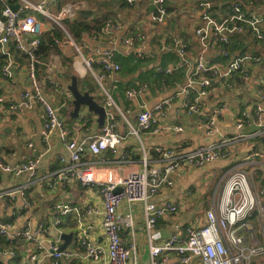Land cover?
Instances as JSON below:
<instances>
[{
    "label": "crops",
    "instance_id": "1",
    "mask_svg": "<svg viewBox=\"0 0 264 264\" xmlns=\"http://www.w3.org/2000/svg\"><path fill=\"white\" fill-rule=\"evenodd\" d=\"M32 1L40 3L48 0ZM119 1L80 0L77 5L74 0H55L51 4H46L48 11L54 14L66 3H73L76 7L73 20L81 19L93 23L103 18L107 19L104 23L115 25L110 36H99L98 31L91 38L84 36L77 41L78 44L84 45L82 55L85 59H95L92 49L114 50L113 60L119 64L120 70L104 74L101 85L86 69L72 46L67 44L64 36L57 39L56 43V39L54 40L47 54L37 56V62L34 64L36 81L42 86L43 94L50 104L57 108L59 121L67 129L64 136L55 132L48 142L43 140L44 110L36 101H29L27 108L17 111L8 109L7 102L18 105L22 93L31 89L27 76L28 60L22 53L10 50L11 45L9 46L12 59L11 75L0 77V95L5 100L0 106V159L10 165L26 162L31 158H36L38 163L33 183L26 188L24 195L17 196L14 201H0V222L11 219L10 222H4L9 225L8 236L22 231L26 224L32 228L44 225L46 233L40 242L42 245L40 250L37 249L36 243L8 238L11 243L0 251L2 252L0 264H31L29 258L34 253L43 264H106L105 257L103 261L97 263L88 259L80 245L82 230L93 245L100 247L106 245V236L102 228V200L98 187H84L79 182L59 176L61 169L70 163L66 150L69 140L90 141L102 130L98 128L97 116L93 113L83 118L79 116L78 119L70 117L73 106L72 96L67 97L70 94L67 87L72 76L77 79L79 91L88 92L101 106L105 107L107 95L110 97L115 106L110 107L109 111L114 114L116 129L122 136V142L115 153L106 150L99 156L88 154L83 160L87 163L94 162L95 167L106 170L114 168L123 176L140 171L144 155L154 166L159 160V156L154 152L156 148L187 151L235 137L240 133L236 129V120L242 113L250 116V122L246 127H253V130L255 125L259 126L258 120L253 118V111L264 97V41L257 40L250 30L230 39L227 45L229 57L226 61L221 59L222 45L212 40H208L204 53L207 66H217L221 69L236 58L244 56L259 58L257 63L247 61L243 67L247 76L245 80L238 81L236 75H232L228 78L232 84L230 89L212 81V87L208 89L204 98L203 111L198 116L187 115L181 90L202 49L194 35L195 28L202 25L198 3L211 2L210 16L215 20H221L230 13L234 2L240 3L247 12L264 18V0L232 2L168 0V17L161 25H154L151 21L153 7L151 0H137L132 4L123 0L122 3H125L123 6L116 4ZM36 17L44 23V32L40 40L52 30L62 33L53 22L41 15ZM261 31L264 34V24L261 25ZM134 33L144 35L145 42L142 45H124V38ZM172 37L181 39L187 45L185 64L181 63L175 52L159 50L161 44L170 43ZM138 52L145 53L147 58L138 59L136 57ZM168 68L172 69V73H165ZM93 71L101 74L97 64H93ZM143 86L145 87L140 94L132 98L127 97L126 91ZM165 99H169L170 104L158 115L159 123L182 126L183 131L157 136L145 133H138L137 137L130 136L128 129L130 126H136L140 110L151 109ZM222 104L226 106L224 115L217 122L216 131L208 134L200 126L199 120L203 114L209 115ZM242 133L245 134L244 130ZM263 140L264 138L255 136L235 142L229 146L230 155L226 159L217 160L200 168L183 165L174 176V185L170 188L163 187L151 199L155 205L173 203L179 209L177 213L164 214L156 221L154 231L158 239L154 244L160 245L171 236L183 239L186 228L199 227L206 223L205 201L219 171L233 167L244 169L254 189L264 188ZM121 160L127 163H118ZM27 176L14 177L0 173V192L26 184L29 180ZM223 182L218 185L215 206L222 194L225 184ZM65 207L68 212L62 215ZM89 209H92L90 213ZM118 213L130 214L133 219V229L122 228L120 233L124 247L131 245L135 247V252L126 264H150L142 204H128L123 201L118 206ZM57 219L60 221L59 224H56ZM251 223L255 225L253 219ZM62 233H73L70 244L62 250L69 252L71 257L54 263L48 256V247L49 244L56 243L60 249L63 241L59 236ZM9 251L13 252V256L7 253ZM155 259L159 264H180L178 255L173 251L163 252ZM192 264L201 263L194 259ZM252 264H264V258L257 259Z\"/></svg>",
    "mask_w": 264,
    "mask_h": 264
},
{
    "label": "built area",
    "instance_id": "2",
    "mask_svg": "<svg viewBox=\"0 0 264 264\" xmlns=\"http://www.w3.org/2000/svg\"><path fill=\"white\" fill-rule=\"evenodd\" d=\"M19 8L17 11L11 9L12 6H5L0 14V55L5 57V63L0 66V77L11 75L10 50L14 49L24 55L28 60L27 76L31 89L22 93L21 102L16 105L7 102L10 111L27 108L29 101H36L44 110L42 138L48 142L51 136L58 132L61 136L67 134V129L59 121L57 108L47 100L43 94L42 86L36 81L34 64L37 62L36 53L40 46V37L44 32V23L36 15H41L56 24L63 33L64 40L71 45L77 56L81 58L84 66L96 82L101 85L104 74L116 73L120 70L119 64L115 63L114 50L110 48L92 49L95 59H85L82 55V44L74 41L69 34L66 25L75 18L76 7L71 3H66L56 13H51L46 8V4H51L55 0L36 3L32 0H16ZM132 4L137 0H126ZM2 2V0H0ZM152 11L150 18L155 25H161L168 17V0H151ZM201 10L202 25L195 28L194 35L201 44V52L197 56L195 65L186 77L185 85L182 87L181 94L185 99L184 108L187 115H199L203 111L204 98L208 89L212 87V81L218 82L220 86L232 88L229 79L236 75L238 81L246 79L243 67L247 61L257 63L259 58L244 56L236 58L221 69L217 66H207L204 61V53L208 40L218 44L228 45L233 36L243 35L250 30L255 38L264 41V34L261 25L264 18H260L252 12L244 10L240 3L234 2L230 13L221 20H215L210 16L212 3L200 1L198 3ZM115 25L107 22L100 28L99 36H110ZM145 36L140 33L127 35L123 42L124 45H137L145 42ZM58 40L55 41V43ZM161 52L173 51L185 64L187 45L179 38L172 37L170 43L161 44ZM136 57L145 60L147 55L138 52ZM93 64H97L101 74L93 71ZM166 74L172 73V69H167ZM211 75V76H208ZM228 79V80H226ZM145 86L126 91L129 98L140 94ZM67 97H71L68 94ZM5 103L0 95V106ZM170 104L169 99H165L156 104L153 108H142L137 115L136 126H130L128 134L138 136V133H145L152 136L169 133H180L182 126L172 124H160L158 115ZM65 103L63 104V106ZM62 106V107H63ZM115 106L107 95L105 101V122L99 135L90 141L69 140L66 150L69 156V165L61 169L59 176L66 180L79 182L84 187L96 186L102 200V228L106 236L105 247H100L90 243L85 231L82 230L80 245L85 250V255L94 263L106 258V264H126L131 255L135 252L134 245L124 247L120 233L122 228L133 229V219L130 214H119L118 206L125 201L128 204L140 203L143 207V218L145 222L146 234L148 237L150 264H159L156 261L163 252L173 251L178 257L180 264H192L194 259L201 264H252L257 259L264 258V188L254 189L252 187L248 173L244 169L229 168L219 171L215 176V183L207 194L205 219L206 223L199 227H188L185 230V237L179 239L171 236L165 239L160 245L154 244L158 236L154 231L156 221L164 214H175L178 207L173 203L155 205L151 202L160 189L172 187L174 176L183 165L200 168L206 164L217 160L226 159L230 155L229 146L235 142L251 137L264 138V97L262 101L254 107L253 118L258 120L261 127L259 131L243 134L242 131L250 122V116L242 113L236 120V129L240 131L235 137L223 139L220 142L212 143L193 150H176L156 148L154 152L159 156L155 165L145 157L141 159L142 169L123 176L117 170H106L105 168L95 167L94 162L87 163L83 160L86 155L99 156L102 152L109 150L116 152V148L122 142V136L116 129V119L110 107ZM226 106L218 105L209 115H202L199 124L208 134H212L217 129V122L224 115ZM106 163L105 161H103ZM36 158L28 159L26 162L14 165L7 164L0 159V173L14 177L28 175L29 180L26 184L14 189L1 191L0 201H14L17 196H23L26 188L33 183L36 176ZM118 163H127L125 160ZM105 169V170H103ZM224 181L222 194L215 206L216 192L220 182ZM223 182V183H224ZM119 189V192L116 190ZM92 209H89L90 213ZM68 209L65 207L62 215ZM255 221V225L251 220ZM60 221L57 219L56 224ZM9 225L0 222V239H23L25 242L36 243L38 250L42 249L40 244L42 237L46 233L44 225L32 228L26 224L22 231L13 236H8ZM9 238V239H8ZM2 253V252H0ZM8 254L13 256V252ZM48 256L54 263L60 259L69 258L71 254L62 251L55 243L49 244ZM31 264H43L38 261L37 254H32L29 258Z\"/></svg>",
    "mask_w": 264,
    "mask_h": 264
},
{
    "label": "trees",
    "instance_id": "3",
    "mask_svg": "<svg viewBox=\"0 0 264 264\" xmlns=\"http://www.w3.org/2000/svg\"><path fill=\"white\" fill-rule=\"evenodd\" d=\"M123 0H120L119 2H117L116 4L119 6H123L122 3ZM224 1H234V0H224ZM16 0H2V2H0V14L1 11L4 9L5 6H10V5H14L16 4ZM125 4V3H124ZM107 19H100L93 21V23L91 22H85L81 19L78 20H73L71 22H69L66 27L68 29L69 34L72 36V38L74 39V41H78L81 40L84 36H88V37H92V35H95L98 33L100 27L103 25V23L106 21ZM62 36H64L62 33L57 32L55 30L50 31L49 33L45 34L44 37L40 40V46H39V50L36 53V56H41L44 54H47V52L51 49L54 40L56 39H60ZM222 45V44H221ZM222 49V61H226L227 58L229 57V49H227V45H222L221 46ZM232 52V51H231ZM16 53V52H15ZM18 54V53H16ZM5 63V57L0 55V66L3 65ZM264 142V140H263ZM11 219L9 220H3L2 222H10ZM11 242L9 240H7L6 238H1L0 239V251L3 250L6 246H8ZM16 261L14 260L13 263H15Z\"/></svg>",
    "mask_w": 264,
    "mask_h": 264
},
{
    "label": "water",
    "instance_id": "4",
    "mask_svg": "<svg viewBox=\"0 0 264 264\" xmlns=\"http://www.w3.org/2000/svg\"><path fill=\"white\" fill-rule=\"evenodd\" d=\"M19 8L18 5L12 6L11 9L13 11H17ZM68 91L70 92L72 96L71 104L73 106V110L71 112L70 117L72 119H78L80 115L81 110H86L88 113H93L97 116V124L98 128L102 129L104 122H105V115H106V109L105 107L101 106L98 102L94 100V98L88 93V92H80L77 87V79L75 76L71 77V83L67 87ZM253 127H246L244 129L245 134L253 133L256 131H259L261 129L260 126L255 125L254 129ZM116 192H119V189L116 190ZM59 238L63 241V245L60 247V250H63L67 247V245L70 244L73 233H62Z\"/></svg>",
    "mask_w": 264,
    "mask_h": 264
},
{
    "label": "rangeland",
    "instance_id": "5",
    "mask_svg": "<svg viewBox=\"0 0 264 264\" xmlns=\"http://www.w3.org/2000/svg\"><path fill=\"white\" fill-rule=\"evenodd\" d=\"M73 2V1H72ZM74 2L75 3H78V2H80V0H74ZM73 4V3H72ZM77 5H79V3L77 4ZM184 6V5H183ZM89 113L87 112V111H85V110H81L80 111V118H83L84 116H87Z\"/></svg>",
    "mask_w": 264,
    "mask_h": 264
}]
</instances>
